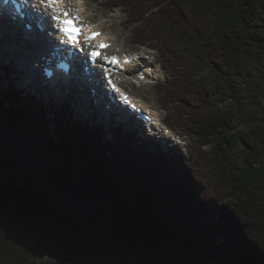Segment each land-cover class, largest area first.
<instances>
[{
    "label": "trees",
    "instance_id": "obj_1",
    "mask_svg": "<svg viewBox=\"0 0 264 264\" xmlns=\"http://www.w3.org/2000/svg\"><path fill=\"white\" fill-rule=\"evenodd\" d=\"M103 6L157 52L190 155L0 93V264H264V0Z\"/></svg>",
    "mask_w": 264,
    "mask_h": 264
},
{
    "label": "bare ground",
    "instance_id": "obj_2",
    "mask_svg": "<svg viewBox=\"0 0 264 264\" xmlns=\"http://www.w3.org/2000/svg\"><path fill=\"white\" fill-rule=\"evenodd\" d=\"M65 5L63 6L66 10H70V11H74V12H78L80 13V15L82 16L81 18L83 19V22L85 24H87L88 26L93 27L94 25L99 26V28H103L105 23H99V24H94V25H89V20H90V16H86V14L88 13V9H87V4L85 2V0H64ZM32 3L35 4V0H32ZM41 12L43 13V17H47L48 18V22H46V24L48 23L50 25V31H49V39L50 42L52 43V45L50 46L51 49H54L55 47H60L61 44H59L58 41H61V36L58 34V27H56L55 22L51 20V10L50 9H41ZM12 25V23H11ZM57 28V30L55 29ZM8 30L5 27V25L3 23H1V28H0V34H5L4 40L2 43V40L0 39V51H10L11 54H13L12 58L16 61V66L17 69L24 75V80L22 81V85L25 88H28L31 92H35L39 87H40V80L41 77L40 75H38L37 71L35 70L34 66L36 67L37 64H39L40 69H42L43 64L42 62L44 61L42 55H40L39 53L42 54L41 51L39 50H34L33 52L35 54H38V56H30V57H34L35 61H33V58H21L20 56L15 55V51L20 52H28L27 49L28 47L25 46L24 41H26L25 43H27V40L32 39L30 35L26 36V39L24 40L23 38H20L17 36H7ZM9 34L11 33L10 31L8 32ZM19 33V32H16ZM33 37V36H32ZM103 40H109L111 42L114 43V46L109 48L104 54L103 56L98 59L97 64L95 65H91L90 63V57L87 56V54L92 50V48L98 43L96 42H91V43H87L85 42V40L82 41V43H80V48H76L78 49V53L80 55V57L86 62L88 63V65L90 67H92L93 69H95L97 71V73L99 74V79H100V83H102L103 78L102 75L105 74L104 72V68L107 66L105 65L106 60L103 59V57L107 56V54H112L110 56H117V51L119 50L118 47H116L115 45V39H112V36L106 34L104 32L102 38ZM99 39V40H101ZM54 40V42L52 41ZM31 41V40H29ZM46 38L44 37L43 39H39L37 41H35V43L37 44H43L45 43ZM48 47V44H45L43 47V50H45ZM74 47L72 45H70V49H73ZM50 49V50H51ZM114 54V55H113ZM122 55V54H121ZM125 55V53H123V56ZM136 56V55H134ZM87 57V58H86ZM122 58V57H121ZM35 62L33 65H31L30 63ZM143 64H145V72L147 73V80H153V70H152V64L150 61H143ZM141 68V67H140ZM137 74V73H136ZM135 74V75H136ZM79 70L76 71V74L74 75V78L70 80V82H68V84H66L67 86H70L69 90L68 89H63L62 90V94L59 93H54V95H50L48 94L49 97H54L55 99H59L60 101L64 100L66 96H70V100L72 105L77 108L78 112H81L83 114H88V117H92L95 120H99L98 122L101 123L103 121H105V119L108 116V113L104 111V107L105 105L108 103V100L106 98H101V93L100 91H93L92 87L90 88L87 84H85L84 86L80 83L79 78ZM131 74H129L128 76L121 74L117 77H115V80L117 81L118 78H124L126 79L127 77H131ZM135 75L132 76L134 81L139 83L136 78ZM131 77V78H132ZM109 77H106V79ZM37 80V83L35 84V81ZM93 84V83H92ZM35 86H38L35 87ZM61 86V85H58ZM107 87V85H106ZM69 91V93L73 94H67L65 95V93ZM93 91V92H92ZM64 93V94H63ZM84 93V96L88 97L87 102L84 100V98L82 97V94ZM76 95V96H75ZM67 98V97H66ZM90 101V102H88ZM54 115V114H53ZM157 138V137H156Z\"/></svg>",
    "mask_w": 264,
    "mask_h": 264
},
{
    "label": "rangeland",
    "instance_id": "obj_3",
    "mask_svg": "<svg viewBox=\"0 0 264 264\" xmlns=\"http://www.w3.org/2000/svg\"><path fill=\"white\" fill-rule=\"evenodd\" d=\"M88 4V13L86 16H90L89 23L90 24H98L99 22L106 23L104 25L105 27V32L108 35H114V38H116V47H118V54H138L141 55L142 51H144V47H137L134 46L131 43V36L130 33L126 27V18L125 16L119 11L115 10L113 13H108V10L104 8V3L106 0H86ZM1 35H5L2 34ZM18 38V37H17ZM147 51L150 53V56H153L155 59L152 64V70H153V80L150 82V84H133L131 81L127 80L124 82L122 85L127 91H130L133 93L135 96L138 98L144 99L147 101L148 106L156 109L157 116L162 119V121H165V112L160 108V102L155 98L154 92H155V86L154 83H161L164 82L166 79L165 73L158 67L157 65V53L154 50H149ZM145 52V51H144ZM149 60L151 59L150 57L148 58ZM8 63V58L3 57L2 51H0V76H3L5 73V65ZM15 66V65H14ZM15 68V67H14ZM40 73V72H39ZM6 81L2 84H0V88L4 89L5 86L1 87V85L5 84ZM37 83V80L35 81V84ZM38 88V86H35ZM43 97V96H41ZM82 97L84 100L87 102L86 96H84V93L82 94ZM38 98V97H37ZM55 99L54 97H51ZM43 100V99H40ZM56 103L60 104L59 99H55ZM47 101V100H45ZM90 102V101H88ZM84 117L89 118L88 114H86ZM84 117H81V119H84ZM77 119V118H76ZM95 121V119H93ZM82 121V120H80ZM99 120L97 119L96 122ZM90 123H93L90 121ZM94 124V123H93ZM95 125V124H94ZM103 136L104 138H111L115 132L116 129L113 127L106 129L104 128ZM176 132V131H175ZM178 134L179 137L176 135V142H169V148L174 149V150H179L184 153L185 156L189 157L190 155V150H189V136H185L183 133H175ZM108 134V135H106ZM145 137V136H144ZM146 138V137H145ZM180 138V140H178ZM155 138H152V141Z\"/></svg>",
    "mask_w": 264,
    "mask_h": 264
},
{
    "label": "snow or ice",
    "instance_id": "obj_4",
    "mask_svg": "<svg viewBox=\"0 0 264 264\" xmlns=\"http://www.w3.org/2000/svg\"><path fill=\"white\" fill-rule=\"evenodd\" d=\"M17 2L23 6H30L33 11L38 12L41 15H43L41 9H50L52 13L51 20L54 21L56 27H58L59 33L61 34V42L72 45L74 48H80V35L82 33H85L84 40L87 43H91L95 37L100 35L98 32H93L90 28L85 29L81 27V25L77 23L79 16L71 13L70 10H66L63 7L64 0H35V4L32 3V0H17ZM16 11L19 15H23L24 7H21ZM106 47H108L107 44L99 42L92 48L87 56L95 61L100 55L99 50ZM103 59L113 65L118 63L115 57L109 58L105 56ZM125 63H127V61H125ZM109 71L110 70L107 68L104 69L105 74H108ZM141 79H143V77H141ZM108 83L112 84V81L109 80ZM112 87L116 92L120 93L125 104L130 103L128 97L124 95L119 88H116L115 85H112ZM132 107L135 109L134 104ZM136 110L139 111V109Z\"/></svg>",
    "mask_w": 264,
    "mask_h": 264
}]
</instances>
